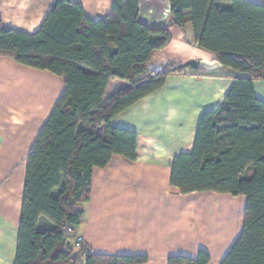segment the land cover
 Segmentation results:
<instances>
[{
	"label": "trees",
	"instance_id": "1",
	"mask_svg": "<svg viewBox=\"0 0 264 264\" xmlns=\"http://www.w3.org/2000/svg\"><path fill=\"white\" fill-rule=\"evenodd\" d=\"M171 14L150 26L138 0H112L109 14L89 19L78 2L55 0L38 30L25 33L0 20V55L59 76L65 89L27 155L15 264H142L145 256L101 255L73 248L90 196L92 169L113 155L136 158V133L110 125L118 113L159 90L184 68L147 64L171 41L170 28H191L188 43L233 78L224 101L202 114L192 150L175 155L170 184L182 195L212 191L246 198L242 229L220 264H264V6L247 0H168ZM203 75V74H200ZM110 80L126 83L107 97ZM45 219L51 227L40 229ZM77 234V233H76ZM168 258V264H208Z\"/></svg>",
	"mask_w": 264,
	"mask_h": 264
},
{
	"label": "crops",
	"instance_id": "2",
	"mask_svg": "<svg viewBox=\"0 0 264 264\" xmlns=\"http://www.w3.org/2000/svg\"><path fill=\"white\" fill-rule=\"evenodd\" d=\"M55 0H0V20L13 30L34 33ZM78 2L91 20L106 17L112 0ZM264 6V0H247ZM171 41L147 69L179 66L189 59H215L188 43L191 28H170ZM203 74V75H200ZM244 74L222 66L211 71L184 68L157 91L118 113L110 125L136 133V158L113 155L92 169L90 196L75 233L90 253L145 256L142 264H168L172 256L220 264L240 233L246 198L212 191L182 195L170 184V164L192 150L202 114L224 101L233 78ZM110 80L107 97L124 87ZM65 89L62 79L0 55V264H15L27 155ZM264 101V81L253 82ZM40 229L51 224L38 222Z\"/></svg>",
	"mask_w": 264,
	"mask_h": 264
},
{
	"label": "water",
	"instance_id": "3",
	"mask_svg": "<svg viewBox=\"0 0 264 264\" xmlns=\"http://www.w3.org/2000/svg\"><path fill=\"white\" fill-rule=\"evenodd\" d=\"M139 16L142 21L150 26L161 25L166 22L171 14V4L168 0H138ZM179 68H190L198 70L200 68L211 71L222 67L216 60H206L202 58L189 59L177 66Z\"/></svg>",
	"mask_w": 264,
	"mask_h": 264
},
{
	"label": "built area",
	"instance_id": "4",
	"mask_svg": "<svg viewBox=\"0 0 264 264\" xmlns=\"http://www.w3.org/2000/svg\"><path fill=\"white\" fill-rule=\"evenodd\" d=\"M67 235H73V248L78 251L82 248L83 246V240H82V237L78 234L75 233V230L74 228L72 227H69L67 228Z\"/></svg>",
	"mask_w": 264,
	"mask_h": 264
}]
</instances>
